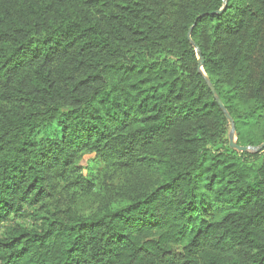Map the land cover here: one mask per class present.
Masks as SVG:
<instances>
[{"label":"trees","instance_id":"1","mask_svg":"<svg viewBox=\"0 0 264 264\" xmlns=\"http://www.w3.org/2000/svg\"><path fill=\"white\" fill-rule=\"evenodd\" d=\"M224 1L0 0V264H264V148L205 82L264 143V0ZM84 153L120 205L43 217Z\"/></svg>","mask_w":264,"mask_h":264},{"label":"rangeland","instance_id":"2","mask_svg":"<svg viewBox=\"0 0 264 264\" xmlns=\"http://www.w3.org/2000/svg\"><path fill=\"white\" fill-rule=\"evenodd\" d=\"M49 133L51 135L52 132ZM42 137V134L38 135L39 139ZM233 139L236 143L235 133ZM52 178L50 197L44 199L37 209L43 217L63 216L67 209L75 216L90 217L99 213L106 204H111V207L120 205L116 191L121 177L109 168H102L93 154H81L72 169ZM79 183L90 186V192L79 187ZM27 223L30 227L34 224L32 220Z\"/></svg>","mask_w":264,"mask_h":264},{"label":"water","instance_id":"3","mask_svg":"<svg viewBox=\"0 0 264 264\" xmlns=\"http://www.w3.org/2000/svg\"><path fill=\"white\" fill-rule=\"evenodd\" d=\"M224 2V5L226 4L225 1L223 0ZM190 32L191 30L189 31V34H188V38L190 37ZM190 44L194 47V49L196 50L197 52V56L199 57V66L201 67L202 63H203V60L201 59V54L199 52V50L197 49V47L193 44V42L190 41ZM201 72V71H200ZM205 82L207 84V87L208 89L210 90L212 96H213V99L214 101L216 102V104L218 105L219 109L222 111V113L225 115L226 119L229 121L230 125H231V129H230V132L228 134V142H229V147L232 149V150H235L236 152L238 153H244V152H254V153H257V152H260L263 148H264V143H262L259 147L257 148H252V147H240L238 146L234 139H233V135L235 133V130H234V124H233V121L231 120V118L229 117V115L227 114L226 110L224 109L220 99L218 98L215 90L213 89L212 85L210 84V82L205 79Z\"/></svg>","mask_w":264,"mask_h":264}]
</instances>
